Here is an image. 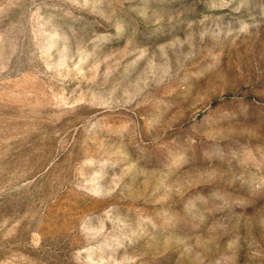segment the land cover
I'll return each instance as SVG.
<instances>
[{
  "label": "rangeland",
  "instance_id": "1",
  "mask_svg": "<svg viewBox=\"0 0 264 264\" xmlns=\"http://www.w3.org/2000/svg\"><path fill=\"white\" fill-rule=\"evenodd\" d=\"M0 264H264V0H0Z\"/></svg>",
  "mask_w": 264,
  "mask_h": 264
}]
</instances>
